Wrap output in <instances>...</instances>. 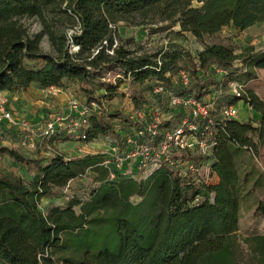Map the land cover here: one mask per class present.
Listing matches in <instances>:
<instances>
[{
	"label": "trees",
	"instance_id": "16d2710c",
	"mask_svg": "<svg viewBox=\"0 0 264 264\" xmlns=\"http://www.w3.org/2000/svg\"><path fill=\"white\" fill-rule=\"evenodd\" d=\"M65 1L62 7L63 0H0V90H19L32 82L59 86L63 79L83 82L92 70L115 65L139 80L151 75L164 80L165 66L158 67L150 56L131 55L121 45L109 52L112 24L118 20L142 24L150 13L161 19L175 17L181 30L196 37L216 33L229 24L244 29L264 21V0H197L201 2L197 7L192 6L193 0ZM56 11L64 22L53 27L49 18ZM25 17H36L41 30L30 32ZM68 28L73 30L67 33ZM43 35L53 52L41 48ZM70 40L77 45L76 52L70 51ZM197 58L207 73L202 83L193 60L196 95L206 87L212 64L228 70L243 58L246 78L256 76L255 68H264V50L253 44L235 52L228 45L206 43ZM38 60L40 65L29 64ZM84 91L88 103L100 104L90 89ZM249 101L262 114L259 126L234 118L215 125L218 144L212 169L219 177L216 184L196 187L183 183L171 168L163 166L142 181L103 180L90 200L81 203L80 213L72 208L81 202L75 199L65 208L53 207L45 214L38 208L41 197L53 186L67 184L79 169L102 166L101 152L61 151L29 184L0 175V264H241L235 232L244 180L237 159L241 150L257 149L250 132L264 143V103L255 96ZM218 105L223 104L218 100ZM107 114L121 115L109 109L105 114L93 113L87 139L101 132L115 135L104 120ZM0 152L27 162L9 146L0 145ZM211 191L215 192L213 202L206 198L190 203L195 194ZM132 195L142 199L133 203ZM257 211L264 216V202L258 203ZM245 241L249 245L246 264H264V233Z\"/></svg>",
	"mask_w": 264,
	"mask_h": 264
},
{
	"label": "rangeland",
	"instance_id": "374dc122",
	"mask_svg": "<svg viewBox=\"0 0 264 264\" xmlns=\"http://www.w3.org/2000/svg\"><path fill=\"white\" fill-rule=\"evenodd\" d=\"M65 0L61 3L65 5ZM201 2L192 1V6H200ZM137 19H140L137 16ZM146 22L138 24L136 20H118L112 24L113 45L112 48L123 46L128 49L131 55L144 54L150 56L153 61L157 62L158 67L165 66L164 81L168 85L176 87L179 81V71L181 69H192L193 56L196 52L203 49L206 43H221L231 46L235 52H240L248 45L253 44L257 50H264V21L241 29L233 24L224 26L220 31L213 34H205L202 37H196L190 31L180 29V23L175 17L170 19H161L158 15L148 14ZM49 21L53 27H57L64 22L62 15L56 11L51 14ZM24 22L28 26L30 32L35 33L41 30L42 25L36 17H25ZM73 29L68 28L67 33ZM41 48L46 52H53L46 35H43ZM69 49L76 52L78 47L71 40ZM30 65H40L41 61H30ZM245 61L239 58L235 61L230 69H224L223 77L210 66L209 80L206 83V90L218 91L220 104H228L237 98L227 87V82L235 80L242 85L241 97L238 98V107L240 108L239 118L242 121H251L254 126H259L262 118L260 111L256 110L250 103V99L255 96L259 101L264 103V68H255L256 76L246 78L243 74ZM159 69V68H157ZM230 71V72H229ZM91 76L80 82L77 79H63L57 94H68L71 98L66 104L58 101L51 108L61 110L69 105L70 100H77L82 104H88L86 101V92L84 88L92 91L93 95L98 98L109 112L119 111L121 121L115 120L114 117L104 118L114 133L119 128H124L130 123L131 114L141 106H156L161 102V98L153 90V83L159 79L156 75H151L144 80H139L129 71L115 65L110 68H99L91 71ZM192 90L196 88V84H192ZM204 93V91H202ZM242 101V104L239 102ZM55 102V101H54ZM97 103L96 101H93ZM94 106V105H93ZM108 116V114H107ZM122 123V125H119ZM173 124V123H170ZM120 127H118V126ZM116 129V130H115ZM214 131H217L213 127ZM104 135L108 136L105 138ZM18 138V135H15ZM101 137V142L96 143V147L84 146L83 141L78 143L76 140L65 141L66 145H71V149L77 147L76 153L84 154L91 151L101 152L111 147V141L115 135L111 133L101 132L97 138ZM250 136L257 142V149L249 151L243 149L238 156L239 172L244 180L240 192L238 228L235 235L239 242L238 252L241 264H246L249 257V245L245 238L251 235L264 233V216L257 211L259 202H264V143H259L257 135L254 131L250 132ZM79 144V146H77ZM3 145V144H2ZM9 147L17 150L27 162L15 160L8 153L0 152V175H7L11 178L22 180L29 184L34 180L36 174H41L43 166L50 162L51 157L60 150L58 142L51 143L47 139H42L36 147L26 148L18 145L17 140L8 144ZM80 149H79V148ZM102 166H88L79 169V173L70 182L63 186H53L49 192L44 194L39 203L38 208L47 214L53 207L65 208L72 204L75 199L81 201L79 204H73L72 208L76 213L81 211V203L90 200L93 190L103 180L111 179L108 169L103 170ZM136 179L138 181L145 180L143 172L138 173ZM219 182L217 173L212 169L209 175L208 184H216ZM142 199L141 195H132L130 200L137 203Z\"/></svg>",
	"mask_w": 264,
	"mask_h": 264
},
{
	"label": "built area",
	"instance_id": "2783aa9c",
	"mask_svg": "<svg viewBox=\"0 0 264 264\" xmlns=\"http://www.w3.org/2000/svg\"><path fill=\"white\" fill-rule=\"evenodd\" d=\"M193 60L196 74L203 83L207 72L199 65L197 52ZM212 67L223 77V67L216 64ZM194 81L195 73L191 69L179 71L178 90L164 80L154 81L153 90L160 96V104L136 109L129 115L130 123L124 128L117 125L120 128L115 129V137L110 140L112 146L101 151L103 159L99 164L108 169L111 179H136L140 172L147 178L159 168L168 166L183 183L196 187L208 184L218 144L213 127L226 119H239V111L235 103L219 106L218 91L204 87V93L196 95L195 89L191 88ZM227 87L235 97H241L240 83L230 80ZM106 110L103 102L82 104L70 100L65 108L31 120L18 115L8 105L7 96L0 95V145L13 142L18 135V145L29 149L36 147L42 139L51 143L72 139L78 143L84 141V146H88L90 140L86 130L91 126L90 117L95 112L105 114ZM115 120L121 121V118ZM206 198L213 202L215 192L197 193L190 203L198 204Z\"/></svg>",
	"mask_w": 264,
	"mask_h": 264
},
{
	"label": "crops",
	"instance_id": "0c3cea01",
	"mask_svg": "<svg viewBox=\"0 0 264 264\" xmlns=\"http://www.w3.org/2000/svg\"><path fill=\"white\" fill-rule=\"evenodd\" d=\"M59 90L58 87L55 85L51 86H41L37 82H32L29 86L19 90H7L3 89L0 90V95L7 96L8 98V105L13 108V110L18 114L27 117L31 120H38L41 119L43 116L47 115L50 111L54 110L51 108L54 107V104L58 101L59 103L66 104L67 100L71 97L67 94L60 93L57 97H53L52 94H57ZM55 101V102H54ZM236 106L238 107V100L235 102ZM242 104V101L239 102ZM241 108V107H240ZM240 108L238 107V111L240 113ZM240 119V118H239ZM241 120V119H240ZM17 139V138H16ZM72 139L67 140H59L57 147L60 148L62 151H71L73 149L77 150V147L71 149V145H66L65 141H70ZM101 137L98 136L91 139L89 147H96V143L94 142H101ZM5 145V144H3ZM8 146V145H6ZM79 146V144L77 145ZM79 148V147H78ZM80 149V148H79ZM98 151H91V153H97Z\"/></svg>",
	"mask_w": 264,
	"mask_h": 264
}]
</instances>
